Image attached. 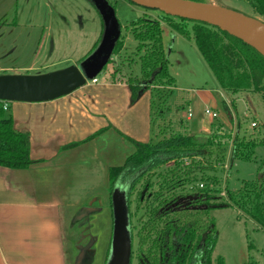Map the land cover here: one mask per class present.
<instances>
[{
	"label": "rangeland",
	"instance_id": "374dc122",
	"mask_svg": "<svg viewBox=\"0 0 264 264\" xmlns=\"http://www.w3.org/2000/svg\"><path fill=\"white\" fill-rule=\"evenodd\" d=\"M106 1L114 10L115 18L120 26L119 40L123 46L119 55H112L107 66L97 75L95 78L97 84L87 82L83 87L71 93L74 96L69 101L75 100L76 97H82L86 101L90 100L88 98L92 97L90 93H93L94 89L105 84H112V74L115 70H117L115 80H120L123 76H130L132 80L139 78L140 65L138 57L134 55L136 42L130 35V24L146 18L166 26L162 21L165 15L159 11L138 7L127 0ZM203 1L207 5L229 9L264 23V19L251 8L246 0ZM173 19V22H178L177 19ZM185 25L191 26L190 22ZM101 29L100 17L88 0H0V75H37L77 66L89 54ZM166 48L168 80L172 85L166 86L163 90L161 88L165 94L168 92V96L163 98L165 100L162 102L150 91L143 94L144 101L148 97L150 101L153 100L156 103L154 107L143 112L145 118L146 114H149L147 124L143 122L142 110L145 108L141 105V99L134 105L129 101L123 111H120L117 106L118 113L111 112L112 109L103 105L98 107L99 110L110 111L115 121H111L105 113H98L100 111L96 109L92 111L91 105L98 104L101 102L100 99L87 103L88 114L92 113L93 127L98 126L94 134L101 137L95 139L93 155L86 156L84 159L80 157L69 159L67 164L69 166L79 160L83 162L70 169L75 175L70 179L74 186L72 198L86 196L85 202L88 198H93L91 197L93 193L110 196L109 170L123 166L125 160L134 153V146L129 139H141L144 128L147 137L143 138L146 143H155L170 133L185 135L177 121L185 118L187 111L186 108L179 107L182 101L180 102L178 98L186 99L194 90L208 91V95L203 97L200 108L194 105L193 112L190 111L193 115L192 122L199 125V122L212 121L211 124L214 125L212 130L215 132L212 135L217 133L219 136L216 141L213 138L211 141L215 143L221 141L226 149L225 158L219 164L216 163L215 157L210 165H207L204 159L192 162L187 159L183 160L186 168L191 169L196 165L202 167V170H197L195 173L196 180L190 178L184 181V193L196 191L202 185L212 190L211 195L214 199L211 204L224 206L228 203L227 191L236 192L243 181H252L260 176L264 169V148H256L255 158L250 162L233 160L230 158L231 141L227 137H234L236 133L239 136H259L258 130H261V125H264V93L259 95L248 92L232 95L220 90L223 95L221 99L218 96L219 92H216L217 96L210 92L209 89L217 84L192 41L182 38L180 47H172L171 51L168 47ZM186 89L189 93L179 92V90ZM75 93L78 94L75 95ZM182 94L184 96H181ZM140 96L141 94L139 98L142 97ZM205 107L217 115L216 119L211 120L209 116L204 115ZM133 119L137 121L133 122ZM110 123L113 124L109 125ZM108 129L109 131L106 132ZM80 133L74 131V136H79ZM206 148L210 149V147ZM206 148H204L205 151ZM173 168V164L168 163L151 171L149 176L144 177L133 191L130 199V213L134 226L131 264H138L136 234L141 226L140 222H144L147 213L144 202L137 210L135 209L136 193L142 191V185L146 184L148 177L154 186L147 193L153 194L160 183L157 175ZM114 190L126 193V187L121 181H117ZM90 192L92 193L88 197ZM183 201L179 202L183 203ZM82 208L84 207L76 206L73 209H64V213L70 217L66 223L67 215H64L67 257L69 258L73 251L70 245L72 235L85 231V234L95 238L94 245L91 247L94 252L91 264H106L110 254L112 234L111 208L97 206L95 207L97 210L91 214L89 220L87 219L90 216L85 221L79 222L78 220L83 215L86 216ZM77 214L78 219L76 220ZM201 214L205 221L204 224H213L216 233V241L210 257L211 264H214L218 257L223 258L225 264H245L248 261L264 264V230L258 224L232 205L212 208L202 211ZM72 219L75 220L72 221ZM72 259H70L71 264Z\"/></svg>",
	"mask_w": 264,
	"mask_h": 264
},
{
	"label": "trees",
	"instance_id": "16d2710c",
	"mask_svg": "<svg viewBox=\"0 0 264 264\" xmlns=\"http://www.w3.org/2000/svg\"><path fill=\"white\" fill-rule=\"evenodd\" d=\"M186 1L205 4L203 0ZM246 1L264 19V0ZM173 18L165 15L162 21L172 32L192 41L222 92L232 95L264 93V57L261 54L241 40L214 27L178 18H174L178 22H173ZM187 22H190V27L185 25ZM102 31L103 28L87 56L98 46ZM162 33L161 23L155 20L143 18L130 24V35L136 42L134 55L138 57L140 77L132 80L130 76H123L120 80H115L117 73L115 70L112 81L127 85L131 103L136 102L140 93L142 95L148 91L161 99L160 102L168 96V92L165 94L161 91V88L163 90L166 86L172 85L168 80ZM122 46L123 43L119 40L112 55H119ZM150 103L151 107L156 105L153 100ZM4 104L9 107L10 103L0 102V167L24 170L33 164L29 157V134L14 129L11 114L8 108L3 109ZM212 128L213 124L211 134L206 139L192 133L185 135L170 133L155 143H140L129 139L134 146V153L125 160L123 166L110 168L108 176L110 197L117 181L126 186L128 224L132 240L134 226L130 213V199L134 189L151 171L168 163L174 166L173 169L157 175L160 183L153 194L147 193L154 186L148 177L146 184L142 185V191L136 193L135 209L137 210L144 202L147 212L146 219L143 223L140 222L141 226L136 234L138 264H211L210 257L216 233L213 224H204L201 213L212 208L232 205L264 230V169L255 180L243 181L238 191H227L228 203L224 206L211 204L214 199L211 195L212 190L202 185L196 191L184 193V181L190 178L196 180L195 173L202 170V167L196 165L191 169L186 168L183 160L192 162L204 159L206 164L210 165L214 157L217 164L225 158L226 148L223 143L211 141V138L216 141L219 136L217 133L212 135L215 133ZM258 134L257 137L239 136L237 133L234 137L228 136L227 139L231 141L230 158L242 162L252 161L255 158V149L264 148V125H261ZM95 136L97 135L94 134L86 140H91ZM78 144L65 148H73ZM180 200H187L188 204L179 205L177 202ZM199 207L207 208L198 209ZM214 264L225 262L223 258L218 257ZM245 264L255 263L248 261Z\"/></svg>",
	"mask_w": 264,
	"mask_h": 264
},
{
	"label": "crops",
	"instance_id": "0c3cea01",
	"mask_svg": "<svg viewBox=\"0 0 264 264\" xmlns=\"http://www.w3.org/2000/svg\"><path fill=\"white\" fill-rule=\"evenodd\" d=\"M161 27L164 53L167 52L166 47L169 51L172 47H180L182 37L162 24ZM205 76L207 77L206 74ZM94 84H97V80ZM209 90L215 96L221 92L217 85ZM185 91L189 93L187 89L179 90L182 93ZM207 92L194 90L188 98L181 100L178 98L180 102L182 101L179 107L186 108L187 111V116L177 121L184 134L192 133L202 138L211 134L212 121L199 122V125L192 122L194 105L200 108L203 97L208 95ZM90 94L92 97L88 98L90 99L88 101L82 97L69 101L74 96L71 94L47 103H11L9 105L8 112L11 114L14 129L29 134V157L33 164L24 170L0 167V264H71L72 256V264L92 263L94 252L91 247L94 245L95 238L85 234V231L72 235L70 245L73 251L71 258L67 257L64 227L70 217L64 211L82 206L84 208L81 210L86 216L83 215L78 221H85L90 216L87 219L89 220L91 214L97 210L95 207L111 208L110 197L93 193L91 196L93 198H86L85 202L86 196L72 198L74 186L70 179L75 175L70 169L83 162L79 160L77 163H71V166L67 164L71 157L84 159L86 156L93 155L95 139L101 137L98 135L91 140H86L96 132L95 128L98 127H93V117L91 111V114H88L87 103L100 99L101 102L91 105L92 111L96 109L100 111L98 113H105L111 121H115L111 112L118 113L117 106L120 111H123L128 102L131 103V97L126 84L113 81L112 84H105L94 89ZM141 96L135 103L141 99V105L145 108L142 110L143 122L147 124L149 114H146L145 118L143 112L151 108V101L148 97L144 101L145 96L143 94ZM218 96L223 99L221 93ZM101 105L112 109L111 112L99 110L98 107ZM63 110L66 111L63 112ZM135 121L137 120L133 119V122ZM111 124L113 123L109 125ZM74 131L78 133L81 131V133L79 136H74ZM145 133L144 128L142 138L134 141L146 143L143 138L147 137ZM76 143L79 144L73 148H65ZM91 193H88V197ZM88 200L90 201L87 202ZM64 215H67L66 223H64Z\"/></svg>",
	"mask_w": 264,
	"mask_h": 264
},
{
	"label": "water",
	"instance_id": "95a60500",
	"mask_svg": "<svg viewBox=\"0 0 264 264\" xmlns=\"http://www.w3.org/2000/svg\"><path fill=\"white\" fill-rule=\"evenodd\" d=\"M102 22V37L96 49L77 66L37 75H0V102L46 103L67 96L92 82L111 60L120 38V26L106 0H88ZM164 15L203 23L241 40L264 57L255 43L264 47V23L229 9L186 0H127ZM141 94V93H140ZM139 94V95H140ZM112 234L106 264H130L131 238L126 193L110 197ZM207 207H199L198 209Z\"/></svg>",
	"mask_w": 264,
	"mask_h": 264
},
{
	"label": "built area",
	"instance_id": "2783aa9c",
	"mask_svg": "<svg viewBox=\"0 0 264 264\" xmlns=\"http://www.w3.org/2000/svg\"><path fill=\"white\" fill-rule=\"evenodd\" d=\"M92 82L95 83L96 79H94ZM7 108H8L7 104H4L3 109L7 110ZM204 115L209 116L211 119H216V117H217V115L215 113L210 112L207 108L204 110ZM188 116L190 117L191 115L189 114ZM252 126H254V125H252ZM201 187L202 186H200V188Z\"/></svg>",
	"mask_w": 264,
	"mask_h": 264
},
{
	"label": "flooded vegetation",
	"instance_id": "af4514ba",
	"mask_svg": "<svg viewBox=\"0 0 264 264\" xmlns=\"http://www.w3.org/2000/svg\"><path fill=\"white\" fill-rule=\"evenodd\" d=\"M125 187H126V186H125ZM109 197H110V196H109ZM187 202H188L187 200H184L183 203H181V202H179V201H178L177 203H178L179 205H186V204H188ZM173 206H174V205H173ZM173 206H172V207H173ZM131 253H133V251H132V240H131ZM82 257H83V256H82ZM131 257L133 258V254H131ZM131 257H130V261L132 262V258H131ZM80 258H81V257H80ZM131 262H130V263H131Z\"/></svg>",
	"mask_w": 264,
	"mask_h": 264
},
{
	"label": "bare ground",
	"instance_id": "6f19581e",
	"mask_svg": "<svg viewBox=\"0 0 264 264\" xmlns=\"http://www.w3.org/2000/svg\"><path fill=\"white\" fill-rule=\"evenodd\" d=\"M255 46H257V48H258L261 52L264 53V47H261L260 45H258V44H256V43H255Z\"/></svg>",
	"mask_w": 264,
	"mask_h": 264
}]
</instances>
